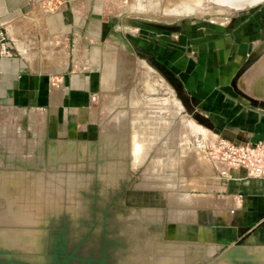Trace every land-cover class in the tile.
Listing matches in <instances>:
<instances>
[{
    "label": "rangeland",
    "instance_id": "1",
    "mask_svg": "<svg viewBox=\"0 0 264 264\" xmlns=\"http://www.w3.org/2000/svg\"><path fill=\"white\" fill-rule=\"evenodd\" d=\"M109 2L121 34L116 81L93 101L88 125L67 130L38 110L0 105V176H10L0 180V212L11 210L4 222L0 215V252L46 254L48 229H63L100 193L150 264H264L263 251L254 257L242 249L263 245L256 228L241 229L220 208L226 200L208 156L217 135L209 118L183 106L185 93L156 66L163 36L212 27L233 11L209 0ZM25 24L7 25L16 46L61 61L62 46ZM227 239L230 248L215 252L211 241Z\"/></svg>",
    "mask_w": 264,
    "mask_h": 264
},
{
    "label": "crops",
    "instance_id": "2",
    "mask_svg": "<svg viewBox=\"0 0 264 264\" xmlns=\"http://www.w3.org/2000/svg\"><path fill=\"white\" fill-rule=\"evenodd\" d=\"M25 4L0 0V28L19 20L27 28L41 29L39 39L62 46L61 61H45L36 51L26 53L14 41L12 53L0 55V105L35 109L62 128L79 131L90 123L95 98L116 81L121 34L110 2L68 0L62 9L41 18ZM213 23L163 36L159 64L179 82L193 108L209 118L217 135L264 144V0ZM234 176L221 178L216 186L226 200L220 208L238 219L241 229L256 228L263 245L242 249L259 257V250L264 253V180L242 170Z\"/></svg>",
    "mask_w": 264,
    "mask_h": 264
},
{
    "label": "water",
    "instance_id": "3",
    "mask_svg": "<svg viewBox=\"0 0 264 264\" xmlns=\"http://www.w3.org/2000/svg\"><path fill=\"white\" fill-rule=\"evenodd\" d=\"M262 1L254 0L243 6L227 8L230 11H240ZM123 41L126 42V39ZM128 49L134 52L132 47ZM156 66L164 74L160 66ZM164 75L176 90L180 89L176 79H172L167 73ZM178 96L183 106L187 109L192 107L186 94ZM215 246V252H223L229 248L226 243H215ZM0 264L150 263L136 237L107 200L102 194L94 193L63 229H48L46 254L0 252Z\"/></svg>",
    "mask_w": 264,
    "mask_h": 264
},
{
    "label": "built area",
    "instance_id": "4",
    "mask_svg": "<svg viewBox=\"0 0 264 264\" xmlns=\"http://www.w3.org/2000/svg\"><path fill=\"white\" fill-rule=\"evenodd\" d=\"M68 0H26L25 7L38 11L41 18L53 14L64 7ZM15 45L9 37L8 29L0 28V55L11 54ZM208 156L217 172L223 179H231L234 171L242 170L248 177L264 180V144L242 143L216 135L208 142ZM234 179V178H233Z\"/></svg>",
    "mask_w": 264,
    "mask_h": 264
},
{
    "label": "bare ground",
    "instance_id": "5",
    "mask_svg": "<svg viewBox=\"0 0 264 264\" xmlns=\"http://www.w3.org/2000/svg\"><path fill=\"white\" fill-rule=\"evenodd\" d=\"M198 1V0H197ZM210 1H212V2H216L217 4H219V5H222V6H226V7H231V6H234V7H238V6H243V5H245V4H248V3H251V2H253L254 0H210ZM190 9V8H189ZM120 116V115H119ZM135 118V117H134ZM135 122V121H134ZM141 122H144V120H142ZM138 123H140V122H138V121H136L135 122V124L136 125H139ZM152 127V126H151ZM138 128V127H137ZM149 128V127H148ZM147 128V129H148ZM154 129V128H153ZM135 130V129H134ZM139 130H137V132H138ZM143 131V130H142ZM140 132V131H139ZM138 132V133H139ZM151 132H154V131H151ZM134 135V134H133ZM105 139V138H104ZM148 140V139H147ZM150 140L151 139H149L148 141H146L145 143H144V146L145 147H147V146H149L151 143H150ZM141 144V143H140ZM121 146L122 147H124L122 144H121ZM137 147H138V145H137ZM174 154V153H173ZM178 155V154H177ZM171 156V155H170ZM173 156V155H172ZM179 156V155H178ZM165 157V156H164ZM176 157V156H175ZM170 158V157H169ZM165 159L167 160L168 158H166L165 157ZM171 159V158H170ZM170 159L168 160V161H170ZM171 160H173V159H171ZM174 161H176V160H174ZM173 161V162H174ZM130 162V161H129ZM135 162V161H134ZM177 162V161H176ZM132 163H133V161H132ZM167 164V163H166ZM169 164V163H168ZM170 164H172V162L170 161ZM165 165V164H164ZM173 165V167H174V164H172ZM168 166V165H167ZM170 166V165H169ZM171 168V167H170ZM170 168H167L168 170L170 169ZM174 168H176L177 169V167H174ZM166 169V168H165ZM174 171V170H173ZM176 171V170H175ZM168 172V171H167ZM171 173H172V171H171ZM174 174V173H173ZM172 174V175H173ZM12 177V176H11ZM16 177V176H15ZM18 177V176H17ZM169 177V176H168ZM167 176H166V178H168ZM9 178H10V176L8 175H6V176H0V180H1V182L4 184L5 182H7L8 180H9ZM220 179H221V177H219ZM17 180H18V178H16ZM21 179V178H20ZM38 180V181H37ZM37 185L42 181L41 179H38L37 178ZM160 184V183H159ZM5 185V184H4ZM38 187H39V185H38ZM40 190V189H39ZM37 191V190H36ZM5 193L6 192H8L7 190H5L4 191ZM40 192V191H39ZM2 193V192H1ZM39 194V193H38ZM1 195V194H0ZM175 195H177V194H175ZM178 195H180V194H178ZM177 195V196H178ZM6 196H7V193H6ZM180 197H181V195H180ZM188 197V196H187ZM172 198V197H171ZM170 198V200H172ZM185 198V197H184ZM174 199V198H173ZM180 198H179V196L178 197H175V200H179ZM183 199V198H182ZM188 199H190L189 197H188ZM191 199H193V198H191ZM195 199V198H194ZM173 202H174V200H172ZM179 202V201H178ZM195 202H196V200H195ZM182 203V202H181ZM180 203V204H181ZM197 203V202H196ZM183 204V203H182ZM181 204V205H182ZM2 206V205H1ZM176 206H177V202H176ZM180 206V205H179ZM10 207V206H9ZM6 209V208H5ZM8 211H9V213L11 212V210H9V208H7V210L6 211H3L2 210V212L4 213V212H6L7 214H8ZM3 213H1L0 212V215H1V217H5L6 215L4 214L3 215ZM15 216V215H14ZM3 217V218H4ZM2 218V222H4V221H6V219H8V218H4L3 219ZM14 218V217H13ZM15 218H17L16 216H15ZM11 227V226H10ZM11 228H13V227H11ZM12 230V229H11ZM11 233H12V235H15V236H17L18 237V235L15 233V232H12L11 231ZM10 236V235H9ZM32 238V237H31ZM12 239V238H11ZM29 239V238H28ZM35 239V238H34ZM36 239H37V237H36ZM38 241V240H37ZM36 241H34L33 243H35ZM30 243V242H29ZM32 243V242H31ZM28 244V243H27ZM27 244H25V245H27Z\"/></svg>",
    "mask_w": 264,
    "mask_h": 264
},
{
    "label": "flooded vegetation",
    "instance_id": "6",
    "mask_svg": "<svg viewBox=\"0 0 264 264\" xmlns=\"http://www.w3.org/2000/svg\"><path fill=\"white\" fill-rule=\"evenodd\" d=\"M160 68L164 71V74L167 73L169 74V77L173 76L164 66L160 65ZM172 78V77H171ZM174 78V77H173Z\"/></svg>",
    "mask_w": 264,
    "mask_h": 264
}]
</instances>
